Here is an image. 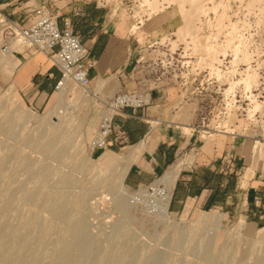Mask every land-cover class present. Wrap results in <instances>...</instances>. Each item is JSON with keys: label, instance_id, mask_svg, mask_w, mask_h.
I'll list each match as a JSON object with an SVG mask.
<instances>
[{"label": "rangeland", "instance_id": "rangeland-1", "mask_svg": "<svg viewBox=\"0 0 264 264\" xmlns=\"http://www.w3.org/2000/svg\"><path fill=\"white\" fill-rule=\"evenodd\" d=\"M134 1L137 6L132 13L141 19L149 18L142 20V30L159 36L153 47L156 52L150 56L154 58L149 66L152 71L148 73L163 75L169 83H183L185 96L199 97V103L191 105L196 118L205 115L203 121L215 125L216 115L224 114L228 126L236 123L241 133L261 142L263 146L258 143L259 157L264 158V0ZM165 50L172 51L173 57L163 59L160 52ZM18 65L19 61L10 52L0 53V202L9 190L15 195L10 208L0 216V222H10L16 239L35 232L34 219L45 222L49 243L43 261H50L52 251L65 236L67 223L53 215L50 203L28 198V193L40 185L38 173L44 166L48 170L47 182L69 192L66 201L69 212L76 210L75 200L82 190H89L86 198L89 208L84 217L89 232L99 239L101 236L104 239L103 235L106 238L113 225L123 221L125 235L134 234L145 249L163 251L165 264H255L257 258L264 259V224L223 218L219 231L222 235L215 237L219 229L210 223L197 222L196 218L203 212H220L218 209L186 206L178 213L157 217L131 200L132 189L124 181L121 184L125 190L121 193L127 205L124 211L118 210L103 182L119 166L117 162L105 165L102 156L121 158L124 155L118 149L97 150L91 154L89 141L99 117V104L94 96L69 83L55 107L58 114L49 115V120L58 124L46 125L43 136L44 127H39L36 119L46 112L57 93L52 92L41 107L27 104L13 83ZM23 112L36 117L21 120L19 116ZM60 130L70 137L66 151L59 157L44 152L41 145L45 139ZM26 136H37V144L25 143ZM25 158L32 162L29 171L22 170ZM62 175L72 183L66 184ZM177 237H184L177 247L163 241L167 238L174 243ZM15 238L14 242L20 244ZM194 242L213 252V260L195 255ZM36 246L37 243L31 244L32 249Z\"/></svg>", "mask_w": 264, "mask_h": 264}, {"label": "crops", "instance_id": "crops-1", "mask_svg": "<svg viewBox=\"0 0 264 264\" xmlns=\"http://www.w3.org/2000/svg\"><path fill=\"white\" fill-rule=\"evenodd\" d=\"M41 4L58 14L61 28L68 21L90 48L91 87L119 71L123 78L110 82L113 91L150 92L149 104L127 107L114 117L106 148L118 149L129 158L123 179L129 189L153 181L177 164L171 211L178 213L186 206L218 209L226 221L264 224L261 142L241 133L236 123L228 126L224 114L216 115L215 125L204 122L205 115L196 118L191 105L199 103V97L185 96L183 83H169L163 75L148 73L159 36L142 30V20L149 18L132 13L137 6L134 0H0V9L27 25L33 19L32 9ZM12 55L19 61L15 83L25 102L41 107L54 92L59 68L43 53Z\"/></svg>", "mask_w": 264, "mask_h": 264}, {"label": "bare ground", "instance_id": "bare-ground-1", "mask_svg": "<svg viewBox=\"0 0 264 264\" xmlns=\"http://www.w3.org/2000/svg\"><path fill=\"white\" fill-rule=\"evenodd\" d=\"M6 55L8 54H5V56ZM13 70L15 69L13 68ZM13 83L12 85L17 86L15 83V74H14ZM66 86L59 91H55L57 93V95L55 96L56 98L53 100L52 103H50V106L48 107L46 112L38 116L36 119L38 126L44 127L43 129H41L42 132L41 135L43 136H45L46 134L45 132V128H47L46 125L58 124V122L56 121L49 120V115L58 114V110L55 107L57 105V102L61 100L63 92L66 89ZM29 112L26 113L23 112L24 114H21L22 112L18 113L21 114L19 116V119L27 120L30 119L31 117H36V115H31ZM11 134H13V130L11 131ZM68 136L69 135L65 131L60 130L53 137L45 139V142L41 145V149L44 152H47L53 156H57V157L62 156V154L66 151L67 145L70 142V137ZM24 141L28 145H36L37 144L36 142L38 141V137L26 136L24 138ZM10 156H8L9 159ZM102 157H104L105 165H110L115 162L118 163L117 165L119 167L117 168V170L115 169L116 171L113 174V176L106 178L103 183L108 188L109 193L112 196L114 206L118 210L124 211L126 209L127 203L121 193L122 192L121 190L123 191L125 190L124 186L121 183L123 182L124 175L129 166V162H130L129 158L127 156H123L119 158V157H113L111 155L109 156L106 155V157L103 155ZM21 164L23 166L22 170L25 169L26 171H29L32 167L31 160L26 158L25 160H23ZM177 167H178L177 164L171 166L160 177V181L163 182L169 188L172 187L175 178L177 176L178 173ZM47 171H48L47 167L44 166L42 168V171L38 173L40 178V185L36 187L33 191L28 193V198L36 202H41V203L45 202L48 204L50 203L52 205L53 215L61 219L62 222L67 220L64 229L65 236L63 237V239L59 241L60 244L52 251L53 255L50 261L45 262L43 261V258L44 255L46 254L49 243L47 226L44 224L45 222L43 223L39 219H34L32 223L35 226V232L33 234H28L24 237L17 238L18 241H20V244L14 242L15 237L12 234L13 227L9 225L10 222L7 221H4L2 223L0 222V264H165L166 263L165 254L163 253V251L158 249L153 251L145 249L144 247L146 246L143 247V245H141L138 241H136V237L134 234H133L134 236L132 234L126 236L125 235L126 231L123 227V225L125 224L123 221L115 223L113 225L112 232L109 235L107 234L106 238L105 235H103L104 239H102V236L101 239H99L97 235L96 236L92 235L89 232L88 224L86 218L84 217L85 211L89 208L86 200L89 190L88 189L82 190L83 191L82 194L78 195L75 200L76 210L73 212L71 211L69 212L66 204V201L68 200L69 197V192H65L67 189H65L64 187L63 188L65 191H61L60 189H58V187L56 188L52 187L46 180ZM30 175H32V173H30ZM62 179L66 182V184L72 183V181L66 176L64 177V175H62ZM14 196L15 195L13 190H9L8 192L5 193L3 201L0 202V216H2V214H5L7 210L10 208L15 198ZM93 205L95 204L93 203ZM223 218L224 216L220 212H203L198 215L196 221L201 223L206 222L216 226V229L219 230L214 235L215 237L216 236L220 237L222 234L219 231H221V224ZM10 221L12 222L13 220ZM180 235L182 234L180 233ZM177 238H176L177 239L176 242L174 243H171V241L168 242L167 238L163 241L164 243L173 244L174 247H177L178 245L181 244L180 241L181 240L183 241L184 237L181 238L177 237ZM105 241L107 244L103 243ZM32 243H37V246L34 249H32L31 247ZM205 248H206L205 245H202L200 247L197 244V242H194L192 244V249L194 250V252L196 251L195 255L197 253L199 256L205 257L207 261L211 260L214 257L213 252L207 251ZM255 264H264V259L257 258Z\"/></svg>", "mask_w": 264, "mask_h": 264}, {"label": "built area", "instance_id": "built-area-1", "mask_svg": "<svg viewBox=\"0 0 264 264\" xmlns=\"http://www.w3.org/2000/svg\"><path fill=\"white\" fill-rule=\"evenodd\" d=\"M32 11L33 19L26 25L0 9V53H43L60 70L54 91L74 83L91 93L99 104V117L89 147L91 154L97 150H105L110 146L109 138L114 132V117L127 107L136 109L149 104L150 92L147 89L113 91L110 82L123 78L119 71L103 76L91 87L87 71L94 65V60L90 55V48L72 30L68 21H64V27L61 28L58 24V14L46 5H38ZM172 54L169 50L160 52L163 59L165 56L173 57ZM163 59L160 58V61L163 62ZM120 136L123 138V133ZM160 177L138 185L130 193L133 202L157 217L175 213L170 210L172 187H167L160 181Z\"/></svg>", "mask_w": 264, "mask_h": 264}]
</instances>
